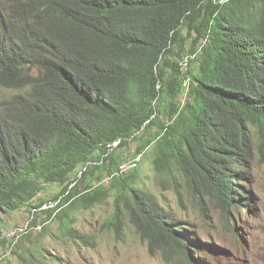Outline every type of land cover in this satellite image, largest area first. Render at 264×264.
<instances>
[{"label":"trees","instance_id":"trees-1","mask_svg":"<svg viewBox=\"0 0 264 264\" xmlns=\"http://www.w3.org/2000/svg\"><path fill=\"white\" fill-rule=\"evenodd\" d=\"M0 89V213L26 207L30 230L54 219L76 241L77 213L112 197L114 230L128 221L204 264L207 245L136 172L151 155L180 202L179 174L227 214L248 207L243 182L264 162V0H0ZM4 229L0 216V247L17 252Z\"/></svg>","mask_w":264,"mask_h":264},{"label":"rangeland","instance_id":"rangeland-1","mask_svg":"<svg viewBox=\"0 0 264 264\" xmlns=\"http://www.w3.org/2000/svg\"><path fill=\"white\" fill-rule=\"evenodd\" d=\"M9 94L10 91L0 89V101ZM134 145L131 142L122 155L130 153ZM152 160L153 156L148 155L136 174L143 185L159 196L164 207L188 222L186 226L207 245L197 260L201 259L204 264H264V162L257 155L249 167L251 179L243 182L248 190L246 194H251L253 199L248 207L230 209L229 214L210 196L197 199L187 190L179 174L180 202L172 188L163 189L164 177L157 174ZM58 190V186L47 187L42 195L51 199ZM113 211L112 197L92 209L79 211L75 222L79 232L76 241L65 235L54 219L30 230L31 213L26 207L11 214L0 213L5 236L14 238V244L21 246L17 252L0 247V264H185L169 246L151 247L128 221L120 230H114L108 223ZM43 218L41 215L40 219ZM42 226L50 229L45 235L39 234ZM27 231L32 233L30 241L22 239ZM82 234L93 245L80 238Z\"/></svg>","mask_w":264,"mask_h":264}]
</instances>
